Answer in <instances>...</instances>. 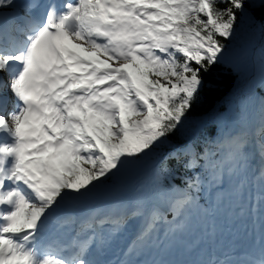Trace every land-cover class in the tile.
I'll list each match as a JSON object with an SVG mask.
<instances>
[{"label": "snow or ice", "instance_id": "6c2138e0", "mask_svg": "<svg viewBox=\"0 0 264 264\" xmlns=\"http://www.w3.org/2000/svg\"><path fill=\"white\" fill-rule=\"evenodd\" d=\"M255 7L264 0H0V264H112L98 258L100 230L115 233L121 220L78 217L65 204L181 133L238 21L264 33ZM249 142L241 132L218 143L226 151L210 166L218 153L207 143L177 139L155 171L171 221L154 207L120 264H170L137 258L161 223L175 237L193 205L203 201L208 214L202 194L222 191L225 175L247 164ZM248 213L259 221L253 253L195 264H264V204ZM50 227L58 235L46 239Z\"/></svg>", "mask_w": 264, "mask_h": 264}, {"label": "trees", "instance_id": "16d2710c", "mask_svg": "<svg viewBox=\"0 0 264 264\" xmlns=\"http://www.w3.org/2000/svg\"><path fill=\"white\" fill-rule=\"evenodd\" d=\"M250 11L259 19L264 15V7H255ZM227 52H244L245 47L251 44L257 50L258 63L264 62V33L258 27H252L241 19L238 21L235 35L226 41ZM224 53V54H225ZM251 65L248 66V69ZM204 85L200 92L201 100L194 106L181 133L169 138L170 142L157 146V159L155 160V171L160 167L167 153L176 146L177 139L181 142L189 141L200 150L208 144V147L217 152L212 156L218 161L219 150L208 141L218 142L225 131L234 132L237 129L245 131L246 125L239 118L241 109L250 110L255 99H264V90L255 84L248 72L236 69L224 62L214 66L208 73H203ZM253 80V81H252ZM261 118H264V112ZM137 166L141 164L140 159L133 161ZM183 172V169H179ZM187 175L190 176L189 173Z\"/></svg>", "mask_w": 264, "mask_h": 264}, {"label": "rangeland", "instance_id": "374dc122", "mask_svg": "<svg viewBox=\"0 0 264 264\" xmlns=\"http://www.w3.org/2000/svg\"><path fill=\"white\" fill-rule=\"evenodd\" d=\"M245 49L246 50L244 52L237 51V49H236L233 52L225 53L223 56H228V57L232 58L233 60H235V65H233L232 67L239 69L241 71H243V70L247 71L249 76L251 77V79L254 80V81L253 80L252 81L255 84H260L261 83V75H262V73H264V62L262 61L261 64L258 63L259 62L258 61L259 56H258V54H257L258 52H257V50H255L254 46L249 44V46L245 47ZM250 61H251V65L248 69ZM222 62L226 63L223 60H222ZM263 112H264V99L258 98L252 102V106H251L250 110L249 109L245 110L243 108L241 109L239 118L245 120L244 122H246L250 126L258 127L259 131L264 132V124L262 123V118H261L263 115ZM229 138H231V137H229ZM229 138H227V139H229ZM255 145L259 150L261 147L264 148V140H261V139L255 140ZM247 146H248V151H249V149H251L253 147V146L248 145V144H247ZM223 151H226V150H223ZM156 152H157V148L153 152H150L146 156H143L142 158H140L141 164L136 166L137 172L134 173V171H133L134 167L131 168L133 170L130 169V165H132V163L130 161L128 163V165L121 171V173L118 174L117 178L114 179L117 181V184H115V185L108 184L105 187H102L100 189L96 188L90 195H88L84 198H81V200L86 199L89 201H91V200L97 201V199L108 195V193L112 192L113 190H117L118 195L121 196V199H125L126 197L129 198V196H133L134 193H136L137 190H139V186L143 182L148 181L149 183H151L152 186H154L153 184H155L156 182L154 181L155 169L153 167L155 166V160L157 159ZM256 154H257V149L253 148L251 154H250V152L248 153L249 160H248L247 164L246 165L241 164L240 166H238L233 174L236 176L238 175L239 178H241V179L245 176H247V178H253L257 174V172L255 171L256 166L260 167L261 169L264 170V152H261V154L258 156ZM210 160L211 159H209V162L212 163L213 161L212 160L210 161ZM243 172H247V175H244ZM125 173H129L131 175V178L126 183L119 182L120 177ZM224 179H225V177H224ZM262 179L264 181V177ZM244 180H246V179H244ZM235 181H236V179H235ZM237 182H238V180H237ZM247 187L248 186H246V188ZM223 189H224V187H223ZM202 195H204V193ZM68 203H70V202H68ZM194 206H196V205H194ZM196 209L199 210L200 206H196ZM119 228L126 230V229H129L130 227H128V225H125L124 221H121Z\"/></svg>", "mask_w": 264, "mask_h": 264}, {"label": "bare ground", "instance_id": "6f19581e", "mask_svg": "<svg viewBox=\"0 0 264 264\" xmlns=\"http://www.w3.org/2000/svg\"><path fill=\"white\" fill-rule=\"evenodd\" d=\"M222 60L223 61H225L226 63H228V64H230V65H235V61H232L231 59H230V57H228V56H223L222 57ZM238 64V63H237ZM255 171L257 172V174H256V177L255 178H253V179H251L250 181H249V184H248V189H251V188H255V187H259L260 189L262 188V184H264V181H263V177H261V172L262 171H264L263 169H261L260 167H255ZM244 173V175H247V172H243ZM235 176L236 175H234V174H232V175H226L225 176V180L227 179V180H231V179H233V178H235ZM245 177H247V176H245ZM131 178V175L129 174V173H125V174H123L121 177H120V179H119V182H124V183H126V182H128L129 181V179ZM238 179H236V181H237ZM113 183V182H112ZM242 183L243 182H240V183H237V186H242ZM251 183H254L253 185H251ZM141 189H142V191L143 192H152L154 189H155V187L154 186H152L151 185V183H149L148 181L147 182H143L141 185ZM245 187V186H244ZM228 188V187H227ZM108 191V190H107ZM226 194H223V196H225ZM93 203H97V205L98 206H101V207H103V209H106V208H108V209H106L105 211H109L110 210V208L108 207V205L109 204H114V205H122L123 204V199H121V196H119L118 195V192H117V190H113L112 192H110V193H108V195H106V196H104V197H102V199L100 198L99 200H97V201H92ZM142 202V201H141ZM135 203H137V204H140V197L136 200V202ZM144 203V202H143ZM135 205V204H134ZM242 207V206H241ZM219 208V210H223V213L226 211V212H228V208L227 207H225V206H219L218 207ZM129 209H132V210H134V212H135V209L134 208H129V206H127V208H126V210H129ZM239 210H240V208H236L235 210H231V209H229V212L228 213H234V214H236V213H238L239 212ZM147 217V216H146ZM146 217L141 221V224L140 225H138L139 226V228H138V230L136 229V227H137V224L139 223L136 219V225L134 226V228L133 229H131V230H129V231H126L125 232V234H134V233H136V232H140L141 231V229H142V227L144 226V224H145V219H146ZM140 218V217H139ZM168 219L169 220H171V217H168ZM188 226V225H187ZM189 227V229H190V226H188ZM110 229V228H109ZM195 229V227H194V225H193V228H191V230H194ZM215 230H218L217 228H214ZM225 241V238L223 237V235H220L219 236V241L220 242H222V241ZM226 243V242H225ZM217 246H222V244L221 243H218L217 244ZM225 246H228V245H225ZM211 251H213V248H211L210 249ZM205 251H203V250H199L198 252H196V255H204L205 256Z\"/></svg>", "mask_w": 264, "mask_h": 264}]
</instances>
